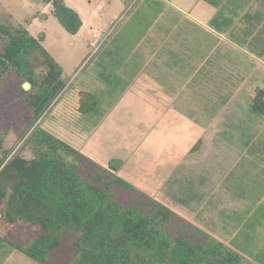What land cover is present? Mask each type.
Segmentation results:
<instances>
[{
    "label": "rangeland",
    "instance_id": "374dc122",
    "mask_svg": "<svg viewBox=\"0 0 264 264\" xmlns=\"http://www.w3.org/2000/svg\"><path fill=\"white\" fill-rule=\"evenodd\" d=\"M64 1L82 19L75 34L61 26L49 4L0 0V24L25 26L34 36L43 31L41 44L62 70L64 88L36 123L86 157L77 164L87 178L97 164L119 160L116 174L192 223L189 236L201 229L243 255V264H264V118L249 106L254 83L232 80L235 89L239 85L234 92L227 71H218L220 77L184 71L178 60L170 61V71L168 61L164 71H136L144 61L132 53L133 42L148 34L144 18L150 15L136 12L140 0L129 8L128 0ZM139 13L144 20L138 21ZM107 31L90 54L92 33ZM4 39L0 32V51ZM128 56L129 71L116 67ZM22 83L12 70L0 76V136L11 152L23 145L19 133L31 115ZM86 89L99 99L101 117L77 111L78 92ZM21 154L30 158L29 146ZM118 192L124 201L136 196ZM0 233L17 242L33 231L0 218ZM70 253L65 238L53 264H63ZM0 264L38 263L7 243Z\"/></svg>",
    "mask_w": 264,
    "mask_h": 264
},
{
    "label": "trees",
    "instance_id": "16d2710c",
    "mask_svg": "<svg viewBox=\"0 0 264 264\" xmlns=\"http://www.w3.org/2000/svg\"><path fill=\"white\" fill-rule=\"evenodd\" d=\"M69 33L82 25L79 12L64 0H40ZM5 36L0 51V76L9 70L28 82L25 99L31 115L19 137L18 150L3 146L0 136V218L22 222L32 235L17 242L0 233V249L8 243L38 264H53L64 239L70 255L63 264H243L245 258L217 238L198 229L187 234L189 221L167 205L116 174L121 161L111 158L107 167L87 178L78 170L86 157L75 147L36 123L64 88L61 67L25 26L0 24ZM249 106L264 115V87L257 89ZM96 96L80 90L77 111L89 113ZM29 146L31 157L21 152ZM119 191L136 196L122 200Z\"/></svg>",
    "mask_w": 264,
    "mask_h": 264
},
{
    "label": "crops",
    "instance_id": "0c3cea01",
    "mask_svg": "<svg viewBox=\"0 0 264 264\" xmlns=\"http://www.w3.org/2000/svg\"><path fill=\"white\" fill-rule=\"evenodd\" d=\"M128 1L131 2L127 8L135 0ZM140 2L142 4L136 12L142 8V13L149 11L150 15L144 18L147 19L148 34L133 42L132 53H138L140 60L144 61L136 71H164L161 67L165 66V61L169 62L166 68L170 71V61L178 60L184 71H192L193 68L194 71H216L219 77L218 71H227L231 87L234 86L232 80L239 78L241 83H254L248 100L257 89L264 87V0ZM141 18L143 16L139 13L138 21L144 20ZM158 55V63L154 64ZM126 60L116 67L129 71L133 65L132 57L128 56ZM238 86L236 89L233 87L234 92ZM97 100L96 108L85 115L102 116L100 101ZM260 116L264 118V115Z\"/></svg>",
    "mask_w": 264,
    "mask_h": 264
},
{
    "label": "built area",
    "instance_id": "2783aa9c",
    "mask_svg": "<svg viewBox=\"0 0 264 264\" xmlns=\"http://www.w3.org/2000/svg\"><path fill=\"white\" fill-rule=\"evenodd\" d=\"M106 34H108V31L100 37L95 32L92 33V40L90 41V46L92 47V49L90 54L95 53L99 49Z\"/></svg>",
    "mask_w": 264,
    "mask_h": 264
},
{
    "label": "water",
    "instance_id": "95a60500",
    "mask_svg": "<svg viewBox=\"0 0 264 264\" xmlns=\"http://www.w3.org/2000/svg\"><path fill=\"white\" fill-rule=\"evenodd\" d=\"M22 87H23V89L27 90L30 87V84L25 81L22 83Z\"/></svg>",
    "mask_w": 264,
    "mask_h": 264
}]
</instances>
